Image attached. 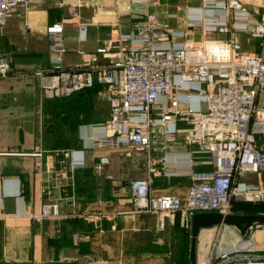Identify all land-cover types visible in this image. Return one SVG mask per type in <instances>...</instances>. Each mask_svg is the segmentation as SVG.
Returning a JSON list of instances; mask_svg holds the SVG:
<instances>
[{
	"label": "crops",
	"instance_id": "crops-1",
	"mask_svg": "<svg viewBox=\"0 0 264 264\" xmlns=\"http://www.w3.org/2000/svg\"><path fill=\"white\" fill-rule=\"evenodd\" d=\"M160 1L152 10L178 31V42L203 37L200 29L191 25L197 12L188 9L200 5V0ZM238 1L253 18H262L264 0ZM114 5L115 0H31L20 6L3 28L1 37L7 44L0 50L12 52L15 70L0 77V264H170L168 256L175 249L186 256L187 234L179 214L162 220L157 212L134 208L128 182L148 175L149 152L126 145L94 144L93 137L106 134V118L95 102L102 98L109 105L103 96L107 85L94 77L91 85L76 92L77 96L83 94L78 102H56L37 73L52 66L48 27L57 22L63 24L62 37L68 49L63 64L67 69L86 68L90 58L78 50L95 52L103 47L115 31L117 15L120 30L131 31L133 20L127 12L117 14ZM217 13L225 16L222 8ZM99 17V24L90 23ZM85 23L83 39L80 25ZM233 34L243 46L251 33L236 30ZM228 36L219 34L222 40ZM244 49L259 53L261 37L253 36ZM99 55L102 63L108 62V57ZM190 103L197 105L196 115L207 109L204 100L193 98ZM181 105L187 107L189 102L182 100ZM179 125L192 127L187 121ZM68 132L71 139L61 136ZM164 141L155 140L151 153L167 156V162L180 174L153 175V190L184 196L191 182L189 170L212 169L210 156L196 152L195 158L203 163L194 165L186 159V154L199 146L189 140L188 130L181 129L167 144ZM84 148L86 165L73 168L64 151ZM102 156L109 157V162L99 170L96 165ZM256 177L247 176L252 181ZM47 203H58L60 214L42 216ZM210 227L199 231L198 253L205 239L215 234Z\"/></svg>",
	"mask_w": 264,
	"mask_h": 264
},
{
	"label": "built area",
	"instance_id": "built-area-1",
	"mask_svg": "<svg viewBox=\"0 0 264 264\" xmlns=\"http://www.w3.org/2000/svg\"><path fill=\"white\" fill-rule=\"evenodd\" d=\"M30 1L0 0V35L9 17ZM200 1V5H190L188 9L197 12L191 25L199 28L203 37L178 42V31L152 10L160 0H126V11L121 10L118 0L114 11L127 12L133 29L121 31L117 15L115 31L105 39L103 47L95 52L78 50L90 58L84 69L64 67L68 49L62 37L63 24L57 22L48 27L52 66L37 72L51 96L71 95L91 85L94 77L107 85L103 93L110 105L103 123L106 134L93 137L94 144L147 150L148 175L128 182L135 210L157 212L162 220L179 214L181 225L190 230L196 212L238 213L234 201H264V14L260 20L253 18L238 0ZM220 8L225 11L224 17L217 13ZM101 20L99 17L90 23L99 24ZM236 30L261 37V51H243L233 34ZM86 32L87 24H81L80 38L85 39ZM219 34L229 36L222 40ZM99 54L108 57V62L102 63ZM14 58L12 52L0 50V77L14 72ZM193 87L195 90L190 89ZM193 98L206 102L205 112L196 115L198 107L190 103ZM182 100L189 105L183 107ZM183 121L192 127H180ZM181 129L188 130L189 140L199 145L186 154V159L192 165L203 163L195 154L206 153L213 167L191 168V182L184 196L156 193L153 175L171 177L180 171L167 162V156L151 153L152 144L157 139L167 144ZM86 149L64 151L73 168L86 165ZM108 162L109 157L102 156L97 169ZM248 175H256L257 180H248ZM59 214L58 203L43 206L42 216ZM224 225L210 228L220 234ZM256 226L264 224L251 226L247 234ZM203 248L201 264H264V250H218L217 240L210 248Z\"/></svg>",
	"mask_w": 264,
	"mask_h": 264
},
{
	"label": "rangeland",
	"instance_id": "rangeland-1",
	"mask_svg": "<svg viewBox=\"0 0 264 264\" xmlns=\"http://www.w3.org/2000/svg\"><path fill=\"white\" fill-rule=\"evenodd\" d=\"M117 1L118 0H115V2H117ZM119 6H121V10L126 11V8L122 4V2L120 5V0H119ZM252 37H253V35L250 34V35H247V39L245 38V42L243 43V46H242L243 51L247 52L244 49V44H248V42L250 41V39H252ZM237 40H239V39H237ZM239 41L241 42V40H239ZM6 44H7L6 39L1 37V35H0V48H4ZM241 44H242V42H241ZM247 53H249V52H247ZM77 91H75L71 95H67V96L54 95V96H51V98L52 99L56 98L57 99V100L55 99L56 102L60 101V102L76 103V102H78L79 96L83 95V94H80L79 96H77L76 95ZM100 99L101 100H99L98 102L97 101L95 102L96 107H98L101 116L107 118L109 116V113H110L109 105H107L106 102L102 101V98H100ZM62 126L63 125L61 124V127ZM197 132H199V131L197 130ZM51 134L53 136L59 138L58 136L54 135L55 134L54 132H51ZM49 135H50V132H49ZM61 136L63 138H66V139H71V132H68L64 135L61 134ZM261 202H264V201H261ZM251 203L257 204L260 202H251ZM262 211H264V210H262ZM259 213H264V212H259ZM57 227H58V229H60L59 224ZM214 230L216 231V233L212 238L205 239V242L203 239L204 247L210 248L212 246L213 242L215 240H217V249L218 250H222V249H228V250L257 249L259 251L264 250V227H262V226H256L254 228L253 232L246 234V235L241 234L237 228L230 226V225H227V224L224 225L220 234H217L216 228ZM198 236H201V235L198 234ZM197 243H198V239H197ZM186 249H187L186 260H185L184 255H183V250H181V249L176 250L175 249L168 256L169 263L170 264H189L188 248H186ZM203 249H205V248H203ZM207 252H209V250H206V253ZM196 255H197L196 264H201L203 253H200V252L198 253V248H197ZM189 258H190V250H189ZM190 264H191V260H190Z\"/></svg>",
	"mask_w": 264,
	"mask_h": 264
},
{
	"label": "water",
	"instance_id": "water-1",
	"mask_svg": "<svg viewBox=\"0 0 264 264\" xmlns=\"http://www.w3.org/2000/svg\"><path fill=\"white\" fill-rule=\"evenodd\" d=\"M227 224L237 228L246 235L253 225L264 224V213H222L219 211H200L192 216L191 224V264H196L197 239L201 228L216 224Z\"/></svg>",
	"mask_w": 264,
	"mask_h": 264
},
{
	"label": "trees",
	"instance_id": "trees-1",
	"mask_svg": "<svg viewBox=\"0 0 264 264\" xmlns=\"http://www.w3.org/2000/svg\"><path fill=\"white\" fill-rule=\"evenodd\" d=\"M262 142V141H261ZM262 203V204H261ZM234 209L238 213H259L264 212V202H260L257 204L251 203L249 201H234ZM184 230H186V240L188 242V261L190 264L191 258H189V247H190V241H191V230L189 228L183 227ZM186 260V256H185Z\"/></svg>",
	"mask_w": 264,
	"mask_h": 264
}]
</instances>
